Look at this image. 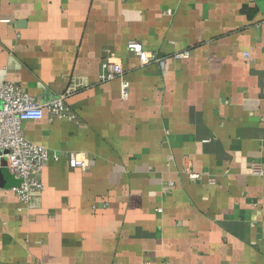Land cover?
Listing matches in <instances>:
<instances>
[{
	"label": "crops",
	"instance_id": "1",
	"mask_svg": "<svg viewBox=\"0 0 264 264\" xmlns=\"http://www.w3.org/2000/svg\"><path fill=\"white\" fill-rule=\"evenodd\" d=\"M3 81L74 118L22 123L59 158L29 204L0 176V264H264V0H0Z\"/></svg>",
	"mask_w": 264,
	"mask_h": 264
},
{
	"label": "built area",
	"instance_id": "2",
	"mask_svg": "<svg viewBox=\"0 0 264 264\" xmlns=\"http://www.w3.org/2000/svg\"><path fill=\"white\" fill-rule=\"evenodd\" d=\"M126 50L138 57L142 64L157 63L165 66V59L155 52L146 51L138 41H129ZM188 51L177 54L176 57H187ZM248 56V54H245ZM102 81L120 80L122 92L128 90V81L124 78L121 59L114 53L108 52L101 63ZM66 93L59 94L53 99L37 103L35 98L18 84L10 81L0 82V169H4L16 183L9 189L23 204L32 202L36 193L44 189L41 173L44 163L58 160L56 152H50L45 146L30 142L22 131V123L26 120H39L44 110L50 119H73L74 115L65 105ZM4 160V163L2 161ZM68 163L71 167L85 168L87 160L76 152L68 153ZM252 172L262 174L259 167L254 166ZM191 179L198 178L193 172H188ZM173 185V182H169ZM3 187L0 185V190Z\"/></svg>",
	"mask_w": 264,
	"mask_h": 264
},
{
	"label": "water",
	"instance_id": "3",
	"mask_svg": "<svg viewBox=\"0 0 264 264\" xmlns=\"http://www.w3.org/2000/svg\"><path fill=\"white\" fill-rule=\"evenodd\" d=\"M2 163H4V160L2 161ZM4 169H0V176L2 175V173L4 172Z\"/></svg>",
	"mask_w": 264,
	"mask_h": 264
}]
</instances>
